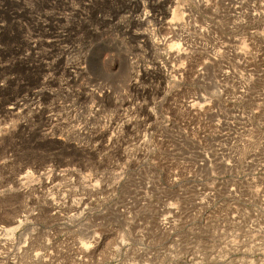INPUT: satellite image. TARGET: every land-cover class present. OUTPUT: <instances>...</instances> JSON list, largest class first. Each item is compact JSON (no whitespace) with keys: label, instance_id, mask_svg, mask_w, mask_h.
<instances>
[{"label":"rangeland","instance_id":"obj_1","mask_svg":"<svg viewBox=\"0 0 264 264\" xmlns=\"http://www.w3.org/2000/svg\"><path fill=\"white\" fill-rule=\"evenodd\" d=\"M0 264H264V0H0Z\"/></svg>","mask_w":264,"mask_h":264}]
</instances>
